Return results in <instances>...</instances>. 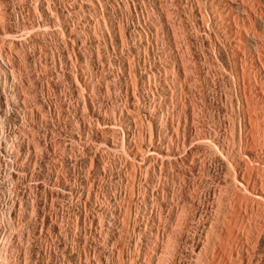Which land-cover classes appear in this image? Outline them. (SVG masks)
Listing matches in <instances>:
<instances>
[{"label":"rangeland","instance_id":"obj_1","mask_svg":"<svg viewBox=\"0 0 264 264\" xmlns=\"http://www.w3.org/2000/svg\"><path fill=\"white\" fill-rule=\"evenodd\" d=\"M216 4L0 0L3 264H151L154 230L160 242L180 208L186 224L167 262L204 264V243L230 214L235 170L242 160L255 166L244 156L245 126L249 119L255 129L264 125L253 94L264 70L251 62L256 42L264 51V0L228 2L238 14L233 26H249L239 59ZM96 118L113 129L106 138L115 151L95 147L81 125ZM140 123L144 146L154 136V148L173 152L175 162L159 163L155 150L154 160L133 158L137 134L123 132ZM247 196L238 214L253 217L262 246L264 223L256 217L264 220V200ZM112 211L125 214L122 232L105 224L94 231L89 217Z\"/></svg>","mask_w":264,"mask_h":264},{"label":"bare ground","instance_id":"obj_2","mask_svg":"<svg viewBox=\"0 0 264 264\" xmlns=\"http://www.w3.org/2000/svg\"><path fill=\"white\" fill-rule=\"evenodd\" d=\"M228 2L229 0H217L216 5L220 11L225 13L224 28L228 31V33L231 35L233 39L234 54L236 58L239 59L242 51V46H243V50L245 49L243 43L244 34H242V29L246 31L245 27H249V26L245 22H242L243 27H240L239 23H237L236 21L234 24L235 27L233 26L232 20L237 18L238 14L233 13V11L228 8L229 7ZM238 4H240L239 7L246 14V16L248 17L251 16L252 8L250 5L244 3L243 1L238 2ZM262 19L264 20L263 17ZM260 44L261 41L256 42L257 51L255 54L254 53L251 54V62L254 69L256 70H264V51L259 49ZM253 94H254V98L258 101L264 119V79L261 81L260 85L255 89ZM81 125L83 127L88 128V130L92 134H94V137L96 139L94 140L95 147L103 145V147L108 148L109 151L111 152L116 150V148H114L115 144L113 143V141L109 142V140L106 138L110 133L113 132V129L111 127L106 126V121L99 120L98 118H96L93 123L91 122V124L89 123L86 124L85 122H83L81 123ZM98 126L104 127L101 130V132L98 131ZM141 126L142 123L137 125L133 130L131 128H128V130L126 129L127 133L125 132V130L123 132L124 137L128 133H131L132 137L134 138V134L135 133L137 134V137L133 139L134 148L131 151L133 152V158L141 163L145 160L146 157H151L154 160V150H155L156 152L160 153L158 154L159 156L156 157L159 163L175 162L176 155L173 152H168L166 154H163L159 150V148H154V143H153L154 136L150 138V145L144 146L143 143L145 140L144 139L145 135L141 131L142 130ZM127 127L130 126L128 125ZM245 127L247 128L245 142L248 145L247 151L249 152V155L248 156L244 155V156L249 158L251 161L254 160L255 166L251 167L247 160H242L243 166L238 167L235 170L236 176H235V181L233 182L235 189L233 188L234 193H233L232 203H230L232 206L230 205L231 208H229L230 214L227 212L229 214L228 215L229 217H222V220L220 221L221 225L219 226L220 229L218 230L219 232L217 233V236L215 235L213 238H211L210 239L211 242L204 243L205 245L203 246L204 264H264V244L261 246L260 235L255 234L252 231L254 230L252 229L253 226L251 227L250 225L251 223H249L251 221L250 219H252L253 217H244L246 215L245 211L243 212V214H238L240 213L241 205L242 204L246 205L247 203L248 200L247 194H250L253 200L255 199L260 201L264 200V125L262 129L260 128L255 129L253 127V121L249 119L247 122V126ZM80 145L81 148L85 149L86 151L91 150L89 139L81 140ZM128 146H130V144H128ZM257 147L261 152V157H256L257 159L255 158L256 159L255 160L253 158V152L256 150ZM183 203L185 204V202ZM121 212L122 211H118L117 216L113 215V211H112L109 212V217H89V222L92 225L94 231L100 229L105 224L108 230L115 229L118 232L119 231L122 232L124 228L123 227L124 224L122 223V221H124L125 214ZM186 213H187L186 208H180L176 211L175 213L176 216L174 217V221L176 222V225L169 226L166 229L165 237L161 236L162 238H160L161 239L160 242L158 240L159 233L154 230V243L153 241L151 242L154 244V248L156 249L155 251H157L156 254L157 257L155 256L156 260H154V262H151V264H168L167 259L169 258L172 252L173 239L178 234L179 226L181 228L186 224L185 221ZM256 218H258L264 223L263 217H256ZM209 228L211 229L210 226ZM253 233H254V237L252 236ZM1 235L3 236V234ZM230 240L233 241L232 245H230ZM210 243L211 246L209 245ZM255 249L259 250V259L257 262L254 259ZM233 252L235 253L234 257H232ZM200 255L202 256V254ZM5 256L8 255L5 254ZM150 256H152V254ZM0 264H3L1 260H0Z\"/></svg>","mask_w":264,"mask_h":264}]
</instances>
